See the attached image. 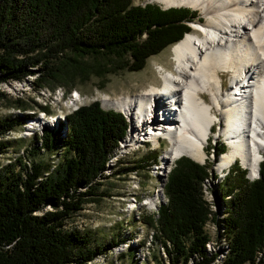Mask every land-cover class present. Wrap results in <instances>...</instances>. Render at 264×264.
<instances>
[{
  "label": "trees",
  "instance_id": "1",
  "mask_svg": "<svg viewBox=\"0 0 264 264\" xmlns=\"http://www.w3.org/2000/svg\"><path fill=\"white\" fill-rule=\"evenodd\" d=\"M162 9L134 6L133 0H0V83L34 76L36 92L51 83L70 90L64 80L73 77L138 72L150 57L181 41L196 15ZM5 97L0 92V101ZM15 103L24 108L20 98ZM38 108L49 114L47 106ZM31 115L0 119V155L9 148L3 137L32 120ZM66 119L64 138L47 127L34 133L31 156L63 149L55 164L35 161L18 172L11 163L0 167V264H89L126 241L112 238L107 247L94 250L88 235L64 228L86 199L96 197L93 190L106 178L105 165L125 134L124 117L95 102ZM218 149L225 152L222 145ZM155 159L148 155L136 167ZM206 166L182 157L170 171L164 186L168 203L158 211L162 237L155 239L172 264H263L264 159L253 181L241 167L230 169L237 167L230 173L236 182L218 186L219 194L212 190L218 211L213 213L199 193ZM208 220L216 223L217 242L227 246L224 259L206 248Z\"/></svg>",
  "mask_w": 264,
  "mask_h": 264
},
{
  "label": "bare ground",
  "instance_id": "2",
  "mask_svg": "<svg viewBox=\"0 0 264 264\" xmlns=\"http://www.w3.org/2000/svg\"><path fill=\"white\" fill-rule=\"evenodd\" d=\"M151 1L163 9L197 10L203 20L190 23L194 30L171 47L172 68L161 66L160 85L151 84L149 89L135 96L112 98L105 95L99 100L110 109L128 114H124L130 119L127 139L134 146H139L141 142L157 146L158 135L168 141L161 162L163 165L158 169L162 175L168 172L166 167L170 163L184 156L203 165L206 161L216 163L214 169L219 178L226 175L229 167L239 159L248 177H256L264 159V0ZM223 71L230 75V87L225 91L219 89L223 85ZM172 86L177 90L173 95L179 96L177 103L162 104L160 111L168 117L150 124L154 119L151 114L157 95L170 91ZM198 92L206 93L209 103L206 98L199 97ZM79 99L80 96L75 100L77 104ZM73 104L72 107H75ZM140 104L141 108L137 106ZM42 121L38 118V123L42 124ZM215 121V137L219 136L217 141L229 151L219 154L218 149L210 155L206 153L205 145L207 136L212 133L209 126ZM34 127L30 126L29 130ZM146 134L149 136L146 137ZM120 142L125 150L126 144ZM116 154L113 158L117 162ZM223 169L227 172L224 170L223 173ZM210 198L211 202L205 201L213 213L217 210L213 193ZM164 199L166 205L168 200ZM156 205V198L150 197L143 206ZM223 251L222 256H225L227 250Z\"/></svg>",
  "mask_w": 264,
  "mask_h": 264
},
{
  "label": "rangeland",
  "instance_id": "3",
  "mask_svg": "<svg viewBox=\"0 0 264 264\" xmlns=\"http://www.w3.org/2000/svg\"><path fill=\"white\" fill-rule=\"evenodd\" d=\"M133 4L138 7H144L146 5L159 6V4L151 0H133ZM160 8L163 7L161 6ZM193 12L196 14L193 19L195 22L203 20L199 12L190 10V13ZM193 30L192 28L191 32ZM172 46L150 57L146 61L144 68L138 72L119 70L110 74L106 73L107 71L105 70L106 72L101 76L89 74L84 78L80 76V78L73 77L72 79H66L64 82L72 86L70 90H68L66 85H54L55 87H53L51 83L49 87H44L36 92L31 86V83L34 81V76H28L21 82L13 81L9 83H0V92L6 94L5 99L0 101L1 120L17 115L25 116L31 115L33 112L35 113V115H31L33 116L32 123H25L21 128L17 129V131L11 132L8 136L3 137L2 141L8 144L9 148L6 153L0 155V167L11 163L15 165V171L18 172L20 168L23 167V164L29 168V164L35 161L42 162L43 164H47L48 162L51 166L55 164L58 159H61L63 149H54L52 154L40 150L37 156H31L34 133L39 132L40 134L41 130L45 127L55 130L51 125L53 123H48L50 120L53 122V120H55L54 118H56L57 121L58 117L62 118V116L65 115L70 116L71 113L69 112L74 113V111L76 112L80 108L89 106L94 102H98L104 111H114L120 114L119 111L110 109L101 102V97L105 95L112 98L135 96L149 89L151 84L160 85L161 77L159 72L161 71V66L166 69L172 68V61L170 60ZM85 61L90 64L92 63L91 60ZM120 64L121 63H116L112 65L118 66ZM229 77V74L223 73V83L224 80L227 81ZM78 96H80L79 104L75 101L78 99ZM17 98H20L24 102V108L19 109L17 107L15 103ZM202 98H206V102L209 103V97L206 94L202 95ZM72 100H74V102ZM72 104L75 105V107H72ZM39 106H47L49 114H45L38 110ZM124 114L128 116V114ZM38 118H42V124L38 123ZM64 118L65 119H61L58 128L61 133L59 134L63 138L69 133L66 116ZM125 123L126 131L121 141L126 144V149H122L123 143L120 142L117 144L113 155L115 156L117 153L118 155L116 154L117 157L115 158L119 159V161L116 162L113 155L110 157L108 164L105 165L106 178L98 180V186L93 190L96 197L86 199L82 211L73 214L67 219L64 228L67 231H79L88 235L90 239L89 246L94 250L97 249V247H107L112 238H114L115 241L126 240L124 241L125 243L120 244L118 248H113L107 255L96 257V259L89 264H172L170 259H167V256L161 249L160 242L156 240L155 237L157 236V239L162 237L157 231L159 219L158 211L159 207L165 204L164 198L166 196L164 195V186L167 183L168 173L175 167L178 160H176L175 163H170L168 167H166L168 172L165 171V174L162 175L158 169H161L159 166L163 165L161 162L165 157V151L169 145L168 141H159L158 143H160V146L141 142L139 146L136 144V147L134 143H130L127 139V133H129L130 127L126 120ZM33 125H35V127L29 130V127ZM64 126H67V131H64ZM35 128H38L39 131H35ZM29 135L31 136L29 137ZM218 146L217 144L211 145L210 143L209 148L206 149V153L211 155L214 151L218 150ZM224 148V153L229 151V148ZM219 152V154H222L221 151ZM152 154L156 157L155 162H145L141 164V166H143L142 168L137 169V162L143 161L146 156H151ZM209 154L207 155L208 158ZM19 161L21 164L18 163ZM182 162L186 163L184 160L181 161V163ZM193 162L203 165V163ZM237 163H235V165L244 170L239 163V159ZM206 164H208V166L205 167L206 176L203 178L205 182L202 181L199 193L203 195L204 200L207 199L206 201L211 202L212 198L210 197L212 196V190L219 194L217 190L218 186L222 188V185L225 183H227V186L225 185L224 188L233 187L236 182V176L230 173L233 172V170H237V167H234L232 171H230L234 164L233 166L231 165L228 169L230 172L223 169V173L227 172L228 174L226 173V175L219 178L218 173L214 169L216 163L213 164L210 161H206ZM123 166L132 167L135 171H120ZM246 175L248 177L247 171ZM203 182L205 183L204 185ZM150 197L152 199L156 198L157 205L152 207L143 206L144 202ZM134 207L136 209L131 210ZM216 212L218 211L216 210ZM204 229L209 236L206 245L207 250L211 253L219 252V255H221L219 258L224 259L225 257L222 255L224 254L223 250L225 247L223 242L219 243L216 240V226L211 221L205 225ZM140 250L142 251L140 252ZM121 253L127 254L119 259L118 256ZM259 258L260 260H264V254H259ZM175 263L182 264L181 261Z\"/></svg>",
  "mask_w": 264,
  "mask_h": 264
},
{
  "label": "water",
  "instance_id": "4",
  "mask_svg": "<svg viewBox=\"0 0 264 264\" xmlns=\"http://www.w3.org/2000/svg\"><path fill=\"white\" fill-rule=\"evenodd\" d=\"M44 126H46V125H44ZM246 177H247V175H246ZM257 177H259V172H258V174H257Z\"/></svg>",
  "mask_w": 264,
  "mask_h": 264
}]
</instances>
